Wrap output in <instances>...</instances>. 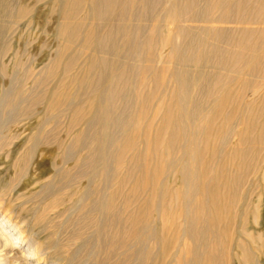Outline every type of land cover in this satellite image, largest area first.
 Instances as JSON below:
<instances>
[{
  "label": "bare ground",
  "instance_id": "bare-ground-1",
  "mask_svg": "<svg viewBox=\"0 0 264 264\" xmlns=\"http://www.w3.org/2000/svg\"><path fill=\"white\" fill-rule=\"evenodd\" d=\"M32 1L55 18L39 67L9 40L34 5L0 0V264H98L111 156L146 195L107 264H264V0ZM43 150L53 173L33 178Z\"/></svg>",
  "mask_w": 264,
  "mask_h": 264
},
{
  "label": "rangeland",
  "instance_id": "rangeland-1",
  "mask_svg": "<svg viewBox=\"0 0 264 264\" xmlns=\"http://www.w3.org/2000/svg\"><path fill=\"white\" fill-rule=\"evenodd\" d=\"M14 1L17 2L18 0H14ZM25 2L29 5L30 4L34 5L35 7L34 14L36 15H33L32 22L30 23H27L24 20L21 21L18 24L19 26H17L16 28V33H14L15 32L14 31L10 34L9 40L14 45V47L18 46V48L17 47L16 48L19 49L20 47H23L22 44H23L25 37L26 38L28 37L29 40L31 39L30 43L27 46V50L29 54L31 55L32 59L28 61V63H31L32 65L34 66L36 65L39 67L42 63L44 64L47 61L46 59L48 58V54L52 53L55 48L53 28H51V27H54L55 18L52 17L53 16L52 14H48L47 11L44 9V7L34 4L32 0H28V1L25 0ZM37 11L39 12L37 13ZM149 22L150 21L147 20L145 23L149 24ZM48 36L50 38H48ZM42 53L44 54L42 55ZM23 57L24 56H22V58ZM7 81H8L7 76L0 73V82L4 84V83H7ZM147 90H149V88ZM23 106L24 105H22V108L26 107V105L24 107ZM36 109L37 110L40 109L39 104L36 105ZM121 129L122 128L119 129V133H127V134H130V136L132 137L136 134V132H133L131 130L128 131L129 128L127 130L123 128L122 129L123 131ZM25 137L26 135H23V136L13 139V143L9 145L10 148H12L13 145H17L22 150L26 149L28 146V142L26 141ZM139 146L140 147L137 148L138 150H135V152L137 154L140 153V155L142 154L143 156L144 155V145L140 144ZM18 154L19 152H16L14 155L17 156ZM0 157H1V153H0ZM36 161L38 162L37 164H36ZM113 165H114L113 157L111 156V192H115V196L111 199V227L109 224H107V220L104 218V216H102L98 219L97 226L90 225V226H87L85 229V237H86L85 239L87 241V248L91 250L90 251L91 256L89 259L96 261L98 264H107V260L109 257H111V261H112L115 256H119L123 253L124 250L122 247H120V245L124 241L125 230H127L129 226V222H128L129 214L128 213L129 211H131V209H137V207L141 203L142 198H144L146 195V191L143 188H137V190L134 191L135 195H132L133 196L132 198L128 197V194L130 193V191L133 190V188H135V184H136L135 182L139 178L141 179V171L138 168H133L129 171H126L125 168H122L118 172L114 169ZM31 166L32 167L34 166L32 168L33 170L31 169ZM13 170H14L13 167H8L7 170H4L2 172V174L7 175L9 174V172L12 173ZM29 172L33 178L44 176L48 172H50L48 174L53 173L52 165H51V158L49 157V153L46 150H43L41 152L39 151L29 161ZM189 185L190 183L188 182L186 184H183V187L187 189ZM32 205L35 206V209L26 211L27 217H30V218L32 217L34 211H36L35 212V215H36L40 213V211L42 210V208H40L42 205L40 206L38 201H35ZM115 213L117 215L116 217L113 218V215ZM204 220H205L204 218L201 219V222H203ZM76 222L77 223H74V224L78 227L79 225L80 226L84 225L83 219H80V221L76 220ZM147 222H148L147 223L148 226H153V220L151 218L147 220ZM263 222H264V218H263ZM256 227H259V225H257ZM86 254L87 253H83L82 254L83 257H85ZM195 255H200V254L196 253ZM192 256L193 255L191 254H185V255H180L179 258L181 260H185V259L187 260V259H190Z\"/></svg>",
  "mask_w": 264,
  "mask_h": 264
}]
</instances>
